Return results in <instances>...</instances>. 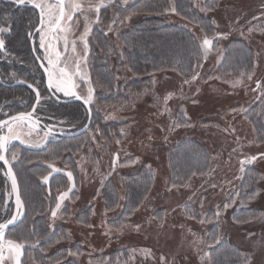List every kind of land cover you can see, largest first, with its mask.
Masks as SVG:
<instances>
[{
  "label": "rangeland",
  "instance_id": "374dc122",
  "mask_svg": "<svg viewBox=\"0 0 264 264\" xmlns=\"http://www.w3.org/2000/svg\"><path fill=\"white\" fill-rule=\"evenodd\" d=\"M76 1L79 0H75V3ZM114 1L122 6L136 2L83 0L87 17L84 29L86 41L93 26L99 23V16L113 11L114 5L109 4ZM202 1L195 0V7L200 9V14H209L202 9ZM170 13H174L173 8L168 12L169 19ZM211 15L217 29L216 42L207 51L202 46L203 60L193 76L195 79L192 77L190 82H184L175 73L162 71L151 74L150 86L145 89H127L125 100L114 104L93 105V116L97 115L96 119L101 118L102 123L120 124L115 131L109 133V141L97 133L98 124H94L85 134L78 135L83 146L76 154H70L79 172L77 180L71 173L72 168L63 164L57 176L68 174L65 177L66 185L63 189L56 188L52 191L51 185L53 186L56 178L52 176L56 174V169L48 174V168L42 167L39 171L36 169L29 173L23 171L24 164L20 166L22 183L27 184L28 174L31 177L34 173L44 189L43 195L49 197L51 191L54 193L56 202L52 210L56 209L58 203L62 207L60 195L65 193L67 195L64 199H68L72 193L77 194L76 205L80 211L90 208L87 226L71 224L68 228L71 232L70 239L78 240L80 244L79 251L70 254V261H77L79 264H210L205 234L208 223L214 221L221 232L229 234L234 242L245 249L247 260L244 264H264V173L258 181L259 191L253 201L242 203L236 196L237 184L246 165L257 162L264 171V162L257 158L251 159L258 152H264V144H255L254 131L242 114V110L264 91V0H218ZM139 18L140 16L133 15L114 22L117 21L114 17L112 24L117 28L110 32L112 39L115 41L119 31L129 28ZM194 31L198 32L196 28ZM232 38L244 41L254 50V65L236 75L220 76L216 70L224 54L223 48L227 40ZM89 46L92 51L91 43ZM90 53L85 48L82 80L84 79L83 90L87 101L94 91L86 69ZM77 66L79 65L74 66V75H71L74 80L70 79L73 84L78 73L79 79L82 77L80 66ZM57 78L61 86L60 76L54 80ZM123 78L126 82L131 77L123 74ZM9 128L12 129L11 135L17 136L27 147L44 146L49 139L48 135L38 134L39 131L30 130L19 123ZM9 128L8 132L2 131L9 135ZM32 136L35 143L31 142ZM98 137L101 144L97 142ZM185 138H194L208 149L211 166L206 174L194 178L186 187L171 189L167 186L165 154L171 145ZM60 142L61 140L54 141L53 144L58 145ZM109 150L117 154L113 160L114 166L111 165V158L102 155H107ZM18 151L19 148L14 146L10 156L14 157ZM13 157L12 160L15 159ZM61 160L63 163V159ZM61 160L51 162V166H58ZM142 165L154 174L151 192L128 222L117 229L112 228L107 220L117 218L121 207L110 206L99 195L103 179L111 175L117 187L122 189L121 176L137 171ZM22 191L24 206L21 217L16 227L3 237V264H17L16 253L8 248L7 242L10 239L20 244L14 238L15 230L21 233L26 206L33 201L30 190L23 187ZM231 194L228 205L227 198ZM6 198L9 199V196ZM237 208L260 209V216L238 226L231 217ZM59 209H56L57 216L50 217L51 227L62 218L59 216ZM157 210L161 212L156 213ZM208 212L213 216H207ZM115 250L119 253L111 257L109 253ZM19 251V264L24 261L34 264L32 260H24L23 247ZM101 253L106 256L92 257Z\"/></svg>",
  "mask_w": 264,
  "mask_h": 264
},
{
  "label": "trees",
  "instance_id": "16d2710c",
  "mask_svg": "<svg viewBox=\"0 0 264 264\" xmlns=\"http://www.w3.org/2000/svg\"><path fill=\"white\" fill-rule=\"evenodd\" d=\"M216 5L218 0H203L201 7L209 14L202 15L201 11H198L200 9L195 7V0H136L126 6H112L113 11L102 13L100 19L104 27L110 25L114 17L117 18L114 22L133 15L140 18L132 22L129 28L119 31L115 41L112 35H105L98 29L94 30L92 51L88 62L90 82L94 89V104H114L125 100L127 89L134 88L138 91L145 89L148 85L150 86L151 74L162 71L173 72L182 81L190 82L203 60L202 40L207 36L213 41L212 44L216 42L217 29L211 15ZM172 8L174 13H170L171 19H169L168 12ZM114 28L117 26H111V30ZM195 28L198 32L194 31ZM223 50L224 54L216 70L220 76L236 75L254 65V50L238 38L227 40ZM123 74L125 76L129 74L131 78L124 82ZM242 114L254 131L255 144L262 146L264 144V91L242 110ZM95 116L97 115L94 114L88 131L94 124H98L97 133H100L104 140L108 138L109 141V133L115 131L120 123H102V119H96ZM79 137L63 138L58 145L52 144L51 148L44 151L29 152L24 159L41 158L49 162L63 159V164L72 168L71 173L77 180L79 172L71 155L76 154L83 146V142H79ZM97 142L101 144V139L99 138ZM68 151L69 154H64ZM106 154L102 155L108 159L111 158L112 165L117 157L116 152L109 150ZM262 157L264 152H258L251 159L257 158L264 162ZM165 158L168 170L167 186L171 189L186 187L194 178L206 174L211 166V155L208 149L194 138H185L171 145L166 151ZM263 173L257 162L246 165L237 184V199L242 200V203L253 201L258 194V181ZM153 175V172L142 165L137 171L121 176L122 189L117 187L111 175L103 179L99 195L110 206L121 207L117 218L107 220L110 227L117 229L135 214L151 192L154 183ZM35 176L33 173L32 177ZM65 177V175L56 176L53 186L51 185L52 191L56 188H64ZM22 187L30 190L33 197V201L26 206L21 227L22 241L25 242L23 250L27 260H32L34 264H79L69 259L71 253L79 251L80 244L78 240L70 239L71 232L68 228L71 224L87 226L90 208L80 211L76 205L77 194L72 193L59 209V216L62 218L51 227L49 221L50 217H53L52 207L56 202L54 193L51 191L49 197L43 195L44 189L41 188L39 180L33 182L30 177L27 184L23 182ZM231 196L232 194L227 198L228 205H230ZM160 212L161 210H157L156 213ZM260 212V209L237 208L232 212L231 217L234 224L241 226L258 218ZM207 216L211 217L213 214L208 212ZM205 238L210 264H244L246 262L245 249L234 242L229 234L221 232L216 222L208 223ZM70 241L73 242L70 243ZM83 250L85 248L80 252ZM117 253L119 251L115 250L109 254L113 257ZM104 256L106 255L101 253L97 257H92ZM23 264L28 263L24 261Z\"/></svg>",
  "mask_w": 264,
  "mask_h": 264
},
{
  "label": "flooded vegetation",
  "instance_id": "af4514ba",
  "mask_svg": "<svg viewBox=\"0 0 264 264\" xmlns=\"http://www.w3.org/2000/svg\"><path fill=\"white\" fill-rule=\"evenodd\" d=\"M36 2L50 5L57 4V0H23L22 3H17L15 0H0V39L4 41L3 48H0V121L20 115L16 117L17 119L0 125V135L8 136L7 129L11 125L19 123L30 130L39 131L38 134L49 136L44 146L33 148L27 147L17 136H13L15 138L11 139L3 150H0V154L4 155L5 160L8 161L16 175L22 205L17 221L13 226L5 229V233L16 227L24 206L20 166L24 164L26 170L22 168L23 171L29 173L36 169L39 171L42 167L48 168V174L56 169V174L52 178L60 174L62 170L60 166L63 165L62 160L61 164L53 168L52 163L49 161L37 158L27 160L24 158L29 152L51 148L54 141L71 138L52 132H74L86 123L88 114L83 103L86 99L83 90L84 79L82 80L85 48L89 53L91 52L89 43L92 42L95 29L110 36L112 31L110 28L114 25L111 22L112 25L104 27L105 25L101 22L99 16V23L93 26L89 39L86 41L84 29L87 17L84 12L83 0L76 1V3L75 0H64L65 16L58 27L56 18L59 17V8L55 9L53 16L46 15L44 24H41L40 10L35 7ZM74 3L80 5L78 11H73L71 5ZM117 3L118 1H114L109 5L117 6ZM68 16L72 18L69 20ZM42 36L44 39L43 47H41ZM65 40L67 41V47L65 46ZM49 60L52 63H49ZM88 62L89 59L87 60L86 69L89 66ZM76 64L80 66L82 77L79 79L78 73L74 85L70 79H73ZM61 69L64 71L62 72ZM77 70L79 72V69ZM50 75L53 81L52 86L49 84ZM59 76L62 83L60 87L67 89V94L65 91L56 90L55 85L58 83V78L56 80L54 78ZM69 76L71 77L69 78ZM87 104L92 111V123V108L93 105L95 106L93 93ZM21 114H23V118H21ZM2 130L7 132L4 133ZM32 139L31 142L35 143L34 136H32ZM14 146H17L19 151L13 157L10 156V151ZM11 157L15 159L12 160ZM25 161L27 163H24ZM112 166H114V163H112ZM65 176L68 177V174H65ZM30 179L33 182L39 180L36 176H31ZM6 196H9V199ZM65 196H63V199ZM63 199H61V203L66 200ZM13 212V191L6 174V166L3 160H0V223H7ZM15 232V240L24 248L25 242L22 241L21 233H19V230H15ZM24 259H26L25 255Z\"/></svg>",
  "mask_w": 264,
  "mask_h": 264
},
{
  "label": "snow or ice",
  "instance_id": "6c2138e0",
  "mask_svg": "<svg viewBox=\"0 0 264 264\" xmlns=\"http://www.w3.org/2000/svg\"><path fill=\"white\" fill-rule=\"evenodd\" d=\"M15 2L17 3H22L23 0H15ZM103 6V5H101ZM35 7L38 8L40 10V16H41V24H44V18L46 15H48L49 17L53 16L54 14V11L55 9L58 7L59 8V17L56 18V25L57 27L59 26L60 24V21L64 18L65 16V6H64V0H57V4L56 5H50V4H47V3H39V2H36L35 3ZM73 11H78L80 9V5L79 4H72L71 5ZM97 11H99V7L97 8ZM72 17L71 16H68V19L70 20ZM61 31H63V29H61ZM212 40L209 39L207 36L204 38L203 40V46L205 48V51L208 50V48L212 45ZM3 45H4V41L2 39H0V48H3ZM44 46V39H43V36L41 38V47ZM65 46L67 47V41L65 40ZM57 56L59 57V54L57 53ZM49 63H52L51 60H49ZM79 67V66H77ZM61 71L63 72L64 70L61 69ZM193 79H195V77H193ZM49 84L50 86L53 85V81L51 79V75H50V79H49ZM56 87V90L57 91H65L66 94H67V89H62L59 85V83H57L55 85ZM85 103H88V101L86 100ZM29 116L31 115L30 113L28 114ZM21 118H23V114H21ZM13 119H17V118H13ZM6 122L5 121H0V125H3L5 124ZM11 132H12V129L9 128V135L8 136H3V135H0V150H3L6 146L7 143L10 142L11 139L15 138L11 135ZM255 159V158H253ZM0 160H4V162L7 164L8 161L5 160V157L4 155L0 154ZM9 174H11V169H9ZM69 176H71V173H69ZM45 179H48L47 177H45ZM15 188H16V182H15V179L13 178V190L15 191ZM64 195H67L66 193L65 194H62L61 196V199H63V196ZM17 204L19 205L20 204V200H19V196H17ZM61 207V205L58 203L56 205V209H59ZM56 209L52 210V216L55 217L56 216ZM16 220V217L13 216L11 220L7 221V223H0V264H3V247H4V241H3V237L5 235V229L6 227L9 225V224H12L14 223V221ZM7 246L10 250H13L15 253H16V257H17V264H19V261H18V257L20 255V249L23 247V245L21 244H17L15 243L14 241H11L9 240L7 242Z\"/></svg>",
  "mask_w": 264,
  "mask_h": 264
},
{
  "label": "water",
  "instance_id": "95a60500",
  "mask_svg": "<svg viewBox=\"0 0 264 264\" xmlns=\"http://www.w3.org/2000/svg\"><path fill=\"white\" fill-rule=\"evenodd\" d=\"M83 103H84V105L86 107L88 116H87L86 123L81 128H79L78 130H76L74 132H69V133L52 132V131L51 132L54 133V134H57V135L64 136V137H72V136H76V135H80V134L84 133L88 129V127H89V125L91 123V120H92V111H91L90 106L87 103H85V102H83ZM19 116L20 115L12 116L8 120H5V122L7 123V122L13 120V118H16V117H19ZM3 162H4V160H3ZM4 164L6 166V174H7L8 178H9V181H10V184H11V187H12V191H13L14 212H13L12 217L13 216L16 217V220L14 221V223L9 224L6 227V229H7L8 227L13 226L15 224V222L17 221L18 216H19V213L21 211V206L22 205H21L20 190H19V185H18V181H17L16 175H15L14 171L12 170L11 166L8 163L6 164L4 162ZM9 169H11V174H9ZM48 177H51V175L48 176ZM13 178L15 179V182H16L15 191L13 190ZM17 196H19V200H20V204L19 205L17 204ZM12 217L10 218V220L12 219Z\"/></svg>",
  "mask_w": 264,
  "mask_h": 264
}]
</instances>
